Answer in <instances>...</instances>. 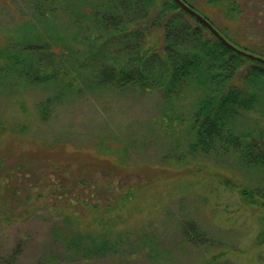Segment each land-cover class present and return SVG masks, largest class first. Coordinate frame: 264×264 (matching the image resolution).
Returning a JSON list of instances; mask_svg holds the SVG:
<instances>
[{"label": "trees", "instance_id": "trees-1", "mask_svg": "<svg viewBox=\"0 0 264 264\" xmlns=\"http://www.w3.org/2000/svg\"><path fill=\"white\" fill-rule=\"evenodd\" d=\"M5 1L0 0V4ZM181 1L215 27L209 15L191 0ZM77 3L83 6V11L75 8ZM202 5H214L226 13L229 6L234 7L224 0H206ZM36 9L46 16V28L39 27L44 17L37 16L36 21L24 22L17 29L9 30L5 41H0V94L14 95L19 86L46 90L47 98L38 107L42 119L46 118L47 109L55 100L62 103L69 96L86 93L120 96L130 91L157 92L160 96L159 115L147 125L146 135L132 131L120 133L117 138L110 134L115 140L127 143V147L120 150L122 157L115 160L84 154L79 166L74 167L69 159L60 160L58 152L46 154L51 161L60 160L62 176L73 172L72 180L61 176L53 180L49 176L53 186L49 188H52L50 196H59L56 197L59 199L68 193L69 204L89 207L87 217H75V222L70 215L53 230L67 253L64 260L86 261L117 255L130 247L131 254L142 253L152 263L165 260L169 251L159 252L155 248H159V242L145 231L137 235L134 244L130 236H113L116 226L113 218L119 219V213L128 209L126 219H130L131 211L136 208L133 201L151 202V206L143 208L154 209L160 198L153 195L157 187H163L159 184L160 176L173 178L165 185L173 183L175 187H183L190 184L191 187L193 183L189 178L197 180L201 172L203 178L197 183H213L231 189L237 196L240 210L260 216L261 229L253 238V246L262 248L264 215L259 212L264 210V133L251 129L240 131L237 127L245 114L259 108L264 101V64L225 47L173 0H38ZM59 10L68 15V32H60L56 24H51V18L58 15ZM219 32L224 39L232 41L230 44L234 47L239 45L240 50L250 54V50L256 51L234 42L224 31ZM150 36L155 38V44L147 47ZM72 41L82 48H74ZM259 47L264 49L262 45ZM186 98L191 101L183 112L178 102ZM5 129L0 119V135ZM140 136L152 145L159 137L173 139L160 151L164 154L161 157L163 166L165 161L173 160L175 169L149 166L142 171L126 167L128 147ZM225 158L232 160V169L251 174L247 182L218 166L217 163ZM202 160L213 164H204ZM2 166L0 163L1 180ZM96 173L106 175L117 189L114 201L105 207H101L100 201L92 200L93 194L86 197L90 175ZM174 177L178 181H174ZM4 179L8 182L7 172ZM4 189L0 187V192ZM6 190L8 199L0 194L4 207L11 203V197L18 195L12 185ZM147 191V195H142ZM74 193L79 199L71 198ZM177 228L187 255V246L202 248L209 254V259H204L202 264L229 263L230 253L209 252L211 247L216 249L219 245H211L212 241L192 220L184 218Z\"/></svg>", "mask_w": 264, "mask_h": 264}, {"label": "rangeland", "instance_id": "rangeland-1", "mask_svg": "<svg viewBox=\"0 0 264 264\" xmlns=\"http://www.w3.org/2000/svg\"><path fill=\"white\" fill-rule=\"evenodd\" d=\"M203 1L206 0H191L209 15L218 32L222 30L234 42L264 52L259 47L264 46V0H224L227 5L234 4V7H228V13L214 5L204 6ZM37 3L38 0H6L0 4V41H5L9 30L17 29L24 22H34L37 16L44 17L38 25L46 28V16L36 9ZM75 8L83 11L79 3L75 4ZM51 24H56L60 32L69 30L67 13L59 10L58 15L51 18ZM153 44L155 38L150 36L146 45L148 47ZM71 45L74 48L80 47V44L73 41ZM236 46L239 49L240 46ZM250 51L254 56L264 59V53ZM19 87V91L9 97L0 94V119L6 128V132L0 135V163L4 169L2 180L0 174V187L5 188L0 194L3 199H8L6 189L10 185L18 192L16 197H11L7 207L3 206L4 200L0 199V264H157L150 262L142 253L131 254V247L128 250L124 248L117 255L86 261L64 260L67 253L53 235V230L61 226L70 215L74 220L75 217H87L89 207L79 203L69 204L68 193L59 199H56L59 196H50L52 188H49L53 186L49 176L53 180L60 176L72 180L73 172L68 171L70 174L62 176V158L69 159L74 164L71 166L75 167L79 166L84 154L112 157L115 160L122 157L120 150L127 147V143L115 140L110 134L117 138L120 133L132 131L146 135L147 125L159 115V94L130 91L120 96L115 93L69 96L62 103L55 100L48 107L46 118L42 119L38 107L47 98L46 90ZM190 101L186 98L178 102L183 112L189 108ZM21 128L24 129L23 133ZM237 128L240 131L251 129L255 133H264V101L259 108L245 114ZM159 138L152 145L143 136L138 137L136 143L128 147L125 166L142 171L149 166L154 169L159 166L175 169L173 160L165 161L163 166L161 157L164 154L160 151L167 148L173 139ZM163 142L167 145L162 146ZM49 152H58L60 160L51 161L46 156ZM201 162L213 164L207 160ZM231 162V159L225 158L217 164L225 172H231L247 182L251 174L232 169ZM6 172L9 174L8 182L4 179ZM199 174L197 180L189 178L193 183L191 187L188 186L190 184H182L183 187H175L173 183L165 185L166 181H172L173 178L160 176L159 184L163 187H157L156 195H153L160 198L156 200L155 208H143L152 203L141 200L133 201L136 208L131 211L130 219H126L128 209L121 213L116 211L120 218H113L116 225L113 236H130V242L134 244L137 235L145 231L159 242V248L155 247L159 252L169 251V255L163 258L165 260L158 264H202L204 259H209V254L202 248L187 246V255L184 250L186 246L181 241L177 227L187 218L212 241L211 245H219L216 249L211 247L210 253H230L228 264H264V246H253V238L261 229L258 222L260 216L240 210L237 196L231 189L226 190L213 183H197L204 175L203 172ZM174 179L178 181L177 177ZM122 183L126 186L125 180ZM88 185L87 198L93 194L92 200L100 201L101 207L112 204L117 189L106 175H90ZM148 191L142 195H147ZM75 195L72 194L71 198H77ZM259 213L264 215V210Z\"/></svg>", "mask_w": 264, "mask_h": 264}, {"label": "water", "instance_id": "water-1", "mask_svg": "<svg viewBox=\"0 0 264 264\" xmlns=\"http://www.w3.org/2000/svg\"><path fill=\"white\" fill-rule=\"evenodd\" d=\"M185 13H187L190 17H192L194 20H196L199 24H201L203 27H205L216 39H218L225 47L228 49L242 55L246 56L252 60H255L261 64H264V59L253 56L251 54H248L246 52H243L241 50H238L233 45H231L229 42H227L219 33L218 31L202 16H200L198 13L193 11L191 8L186 6L181 0H173Z\"/></svg>", "mask_w": 264, "mask_h": 264}]
</instances>
